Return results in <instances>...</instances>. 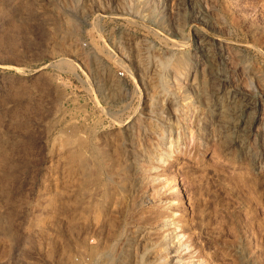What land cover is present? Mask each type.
Instances as JSON below:
<instances>
[{"label": "rangeland", "instance_id": "1", "mask_svg": "<svg viewBox=\"0 0 264 264\" xmlns=\"http://www.w3.org/2000/svg\"><path fill=\"white\" fill-rule=\"evenodd\" d=\"M137 1L0 0V264H73L78 256L88 260L83 253L92 246L101 251L98 264L110 263L114 226L121 222H117L120 201L131 207L122 221L125 228H150L154 240L162 238L160 218L169 212L163 203L145 199L135 206L148 190L146 185L131 200L125 195L130 190L129 180L141 173L134 177L127 174L123 182L126 192H117L105 208L96 201L101 199L99 190L92 185L81 187L79 176L73 180L69 197L61 189V180L59 189L50 184L53 162L57 168L63 165L59 155L51 156L52 142L67 133L72 140L85 139L90 148L97 145L106 165L112 163L120 171L126 128L141 112L148 111L144 107L148 98L136 68L149 65V76L160 84L171 54L177 61L197 60L198 38L205 36L228 55L225 73L229 82L222 91L234 88L238 98L252 101L264 122V0H194L202 18L194 15L187 0H156L147 17L121 12L135 8ZM99 7H104L105 15L94 10ZM62 16L70 19L69 24L81 23L84 31L75 37L72 29L61 25ZM63 35L69 43L79 38V48H83L79 52L86 53L88 70L66 53L63 46L68 43L60 40ZM121 47L126 58L120 57ZM127 58L139 60V66ZM194 76L193 71L182 82L203 102L194 127L202 144H181L157 170L166 180L178 177L180 181L182 195L175 199L184 205L177 202L170 209L175 212L178 229L186 235L185 243L191 245L182 256L203 264H264V156L253 171L237 160L235 147L229 152L224 149L219 135L210 131L214 124L211 111L221 89L216 90L217 81L205 78L199 94L193 88ZM168 106L165 116L172 126L183 130L186 123L178 122L176 112ZM150 117L144 115L146 122L141 124L147 149L156 143V135L147 126ZM60 129L65 130L64 135ZM259 129L256 125L259 138L250 144L264 147V131ZM79 140L72 143L77 146ZM126 147L128 158L145 163V154ZM164 193L161 199L169 197ZM51 197L59 199L58 209L50 204ZM180 206H185L183 216ZM63 207L69 209L68 215L76 216L77 224L80 222L71 239H66L64 222L69 219L57 214ZM58 236L65 239L66 254H55L53 243Z\"/></svg>", "mask_w": 264, "mask_h": 264}, {"label": "bare ground", "instance_id": "2", "mask_svg": "<svg viewBox=\"0 0 264 264\" xmlns=\"http://www.w3.org/2000/svg\"><path fill=\"white\" fill-rule=\"evenodd\" d=\"M154 1L156 0H138L136 2L135 8L130 7L121 12L130 15L132 17L133 16L139 17L142 14L147 17L150 15L147 12V10L148 8H150V5ZM232 1L235 2L236 0H232ZM187 2L191 4L190 6L194 10L193 12L194 15L202 18L201 14L197 10L198 7L196 6L195 1L187 0ZM94 10H96L102 16L105 15L104 13H106L104 7H99L98 9H94ZM68 19L69 18L66 19V17L62 16L60 21L61 25L64 26L66 29L67 28L72 29L75 37L79 36L80 33L84 31L81 26V23L69 24L70 19L69 20ZM60 38H61L60 40H63L62 41L63 43L64 42L68 43L67 45L63 46L66 49V53L68 52V54H71L74 57L75 62H78L80 68H83L84 71L88 70L89 66L87 63L86 53L79 52L83 49V48L82 49L79 48V44H80L78 42L79 38H77L78 40L75 41V43L73 41L69 43V39L65 40L64 35L61 36ZM137 43L140 42L137 41ZM212 45L211 42L208 40V38H206L205 36H200L198 38V46H197L198 58L193 62H190L188 60L179 61L180 58H178L179 60L177 61L176 56L175 59L171 54L172 57L165 62L164 68L167 71L166 72L164 71L165 73H163L161 77L162 80L160 84L157 81H153V78L149 76L148 72L151 69L149 65L148 66L147 64L144 65L146 66V68L143 69H141V67L136 68L138 72L137 73L138 79L141 82L142 88L144 89V92H146L148 98L147 104L144 106L147 108L148 111L146 112V114L141 112L140 115L135 119H133V122L129 123L128 127L126 128L127 133L123 141L122 158L120 161V165L118 166L120 167V171H116L118 169H116L117 167L114 168L115 166H113L112 163H108L106 165L107 160L105 161L104 157L101 156L102 152H100L98 147H96L97 145H93L95 147L90 148L89 146L90 144H88V141L85 142L86 140L83 138L81 139L85 141L79 140V138H77L79 140L77 146L72 143L75 142V140L77 139L72 140L68 133L67 136L65 137L63 136V138L60 135V137L62 138V139L59 138L60 140L56 141V138H54V140L52 139L53 142L50 150V153L52 154L51 156L57 157L59 155L58 159L61 158V160L63 161L62 162L63 165L60 168H57V166L53 162L52 167L50 169L51 172L50 177H52L53 179L52 180L53 182L50 184H52L53 187L55 186V188H53L54 190L59 189L57 188L58 187L57 183L59 180H61L63 185V188L61 189L63 191H66L65 195H67L69 189L71 190V186L72 187L74 186L73 180L76 178V176H79L81 177L80 178L81 182L77 181V183L80 182L81 187L92 185L99 190L101 199L96 201L99 202L98 205L102 204L103 207L105 208V203L106 206L113 203L112 198L116 197L117 192L118 193L120 191H123L124 193L126 192V189L123 187V182L127 180L126 178L127 174L130 175L131 177H134L136 173H141V175L139 177H136V179L129 178L130 190L126 192L125 195L128 194L127 196H129L131 200L132 196L138 191V189L141 186L146 185L148 187V190L144 192L143 196H141L140 198L141 203L140 204L136 203L135 206H140L143 202H145V199L150 201L157 200L163 203L164 208L168 209L169 211L168 214H165L163 216L161 215L162 217L160 218L161 222L159 223V230H163L162 238L160 240H154L151 237L152 230L150 228L147 229V228H142L141 226H137L133 229L130 228L128 229L125 228L126 227L125 225L123 226L122 224L123 218L126 219V216L130 211L129 209H131V207L129 204L125 205L124 203L123 205V202L120 201L118 205L119 210L117 212L119 215L118 217L119 220L117 222L119 221L121 222H119V224H115L114 226V230L112 234V242H111L112 251L110 255V260L108 259L110 263L108 264H203L201 260L195 259L194 257L182 256V252L184 250L190 249L191 245L185 243L184 238L186 235L184 232H182V230L178 229L179 228L178 221L176 222L173 219V217L175 216L173 213L175 212H173L172 209H170L175 203L177 204V202L180 201L178 198L179 201L176 202L177 199H175L176 198L175 196L182 195V188L180 186L179 178L172 177L173 179L172 178H171L172 180L168 179L169 180L168 181L166 180V178H162V174H158L159 171L157 172V170H159L158 165H163L168 158L172 157V155L176 151H178L181 144L192 143L193 145L195 144V142L202 144L203 139L200 137V135L198 137L195 135L194 127L197 118L199 116V107L203 105V102L202 99L197 98L195 94L192 93V88L190 86H185L184 82H182L183 78H186L187 76L192 74L193 71L195 74L192 82V84L194 85L193 88H197L199 94H201L202 92L201 87L205 85V80H204L205 78L207 79L209 78L212 81H217L218 84L215 88L216 90L221 89L219 95L216 96L215 98L213 109L211 111L212 112L211 117L213 118L214 124L213 126H210L211 127L210 131H213L215 134L217 133L219 135V138L221 139V143L224 149L227 150V152H229L233 147H235L237 150L236 152L238 154L237 160H240L241 162H246L249 168H251V170L253 171L256 169V165L258 164V162H260L262 157L264 156V147H261L263 145L260 146L255 143L250 144L251 140H255L259 138V134L258 136L256 134L257 131L256 132L254 131L255 126L257 125L258 129L261 128L259 130L262 132L264 131V126H263L264 122H261L259 117V112L258 110H256V107L252 103V101H250L247 98L244 99L238 98L237 92L235 91L234 88H230L229 90L223 89L222 91V87H224L225 84L229 82L228 77L225 73L228 55L226 54L224 49L221 48L222 46L216 47ZM125 53L126 52L123 47L119 48V54L121 55L120 56L121 58L125 57L124 56ZM137 58H139V54L137 55ZM128 60L130 61L131 64L137 67L139 66V62H140L139 60H136V62L134 61L132 62L130 59ZM168 104L171 105V107L176 112L178 122L181 120L182 123H186V127L183 126V130H180L179 128L172 126L171 119L165 116L164 113L170 110ZM183 109L184 111L183 113H181ZM144 115L151 116L150 117L151 124L147 126H151L149 127L150 131L156 135V143L150 149H147L145 146L144 137H143L144 134L142 132L143 127L141 126V124L143 125V123L146 122V120L143 119ZM153 117L156 120L154 124L152 123V121H154ZM205 121H207V119ZM260 123H262L263 125L261 126ZM166 124L169 125L166 126ZM64 131L65 130L62 129L60 133L63 132L62 135H64ZM72 135H74V133ZM73 137L74 136H72V138ZM125 140L127 144H125L126 143ZM126 145L127 146L129 145L130 147H132V149L134 148L133 151L136 149L139 150L134 152H139V153L142 152L143 154H145L146 155L145 163L137 164L138 163L137 161L128 158V154L130 153V151L128 150ZM88 153L90 154V156H87ZM105 155H109V154H105ZM54 158L55 157H53V159ZM58 162L59 160L57 161V163ZM131 168L134 170L133 173L130 172ZM56 175H58V177H56ZM156 182H158V184L153 185ZM72 190L71 193H73ZM81 190L84 189L81 188ZM81 190L79 189V192ZM162 192H165L164 194L166 193L169 194V197L166 199H161L160 195H162ZM96 193L98 192L96 191ZM71 195L74 196V194ZM53 196L54 195H52V197ZM67 196L69 197L70 194H68ZM96 196L94 195V197ZM56 197L57 196H54V198ZM51 198L49 199L51 200ZM51 201L52 203L50 204L53 205L54 209L56 208L58 209L60 207L61 204H58L59 199L58 201L56 199H53ZM63 201L64 203L67 202L65 200ZM96 201L94 200V202L92 203H94L95 205L97 204ZM64 203H62L63 206H65ZM176 204L173 207H175ZM58 205L59 207H57ZM66 205L68 204L66 203ZM98 205H96V207ZM181 205H184V202ZM103 207L98 206V208H103ZM184 207L185 206L179 207L181 208L180 210L181 216H183L184 214ZM54 209L52 211H54ZM66 210L65 208L64 210H59L57 214H59V216H61L63 219L64 218L69 219L67 222L66 220L64 222L67 223L66 224L67 231L65 230L67 236L66 239H71L72 238L71 235L73 234V232L75 230L80 229L78 225L80 224V222L78 221L77 224L75 222V220H77V218H75L76 216L73 215L71 217V214L68 215ZM173 210L176 211V209ZM52 213L54 212H51V214ZM56 216L54 215V218ZM112 222L113 221H111V224ZM127 224L128 222L126 223V225ZM84 225H88V224L85 223ZM54 240H56L53 243L54 248L56 250L55 254L57 255L63 254V252L66 250L65 247L66 245L64 244L65 239L62 238L60 239V236H58ZM85 251L83 255L89 257V259L86 260L87 264H98L99 256H101L100 253L101 251L99 250V248L92 246L90 247V249L88 250L86 249ZM140 251H142V253H139ZM83 258H85V256L84 257L82 256L80 258L82 262H84V260H82Z\"/></svg>", "mask_w": 264, "mask_h": 264}, {"label": "built area", "instance_id": "3", "mask_svg": "<svg viewBox=\"0 0 264 264\" xmlns=\"http://www.w3.org/2000/svg\"><path fill=\"white\" fill-rule=\"evenodd\" d=\"M87 264V262L86 261H84V262H82L81 260H80V258H79V256H78V258L75 260V262L73 263V264Z\"/></svg>", "mask_w": 264, "mask_h": 264}]
</instances>
